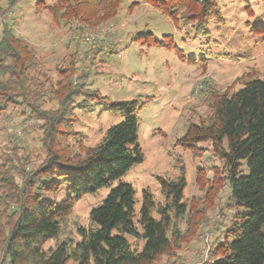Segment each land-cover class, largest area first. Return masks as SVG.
Wrapping results in <instances>:
<instances>
[{
  "label": "trees",
  "instance_id": "trees-1",
  "mask_svg": "<svg viewBox=\"0 0 264 264\" xmlns=\"http://www.w3.org/2000/svg\"><path fill=\"white\" fill-rule=\"evenodd\" d=\"M5 1L6 8L0 5V15L18 2ZM122 2L56 0L50 5L38 1L36 6L48 12L51 24H62L68 29L69 43L77 49L84 33L96 32L117 17ZM142 2L172 21L191 26L197 36L208 35L210 20L223 24L215 0ZM137 5L130 3L127 12ZM246 27L264 44V26L247 23ZM135 40H142L141 44L148 47L172 50L182 62L196 64L174 45L172 35L157 39L148 33ZM96 46L88 58L85 54L78 58L76 51L64 56L54 68V80L50 70L45 69L43 58L13 31V25H2L0 114L10 108L19 109L23 118L39 120L37 129L41 131L44 155L36 165L13 148L12 156H0V264H157L163 258H173L185 238L178 229V219L191 210L194 220L186 234L194 237L202 226L209 205L194 209V198L183 202V167L175 179L156 178L164 196L162 203H156L150 191H142L141 207L134 219V192L122 178L130 168L143 162L137 114L150 100L136 98L113 103L98 90L88 88L86 80L92 71L91 65L85 64L104 51L103 45ZM235 82L241 88L233 94L231 88L221 91L207 83L202 95L207 116L197 122L188 121L183 136L175 141V146L194 156H199L198 144L210 142L214 156L223 161L225 175L219 182L221 178L214 170L205 198L212 203L213 189L227 183L232 206L250 210L211 244V261L204 264H264V72L260 76L246 74ZM47 103L51 107L46 108ZM91 105L107 107L121 121L109 127L95 146L88 147L74 127L78 122L76 110L89 111ZM244 165L247 175L241 173ZM103 188L109 191L90 210V226L77 228L79 240H63L45 249L59 234L75 202ZM126 235L144 240L140 252L130 249Z\"/></svg>",
  "mask_w": 264,
  "mask_h": 264
},
{
  "label": "rangeland",
  "instance_id": "rangeland-1",
  "mask_svg": "<svg viewBox=\"0 0 264 264\" xmlns=\"http://www.w3.org/2000/svg\"><path fill=\"white\" fill-rule=\"evenodd\" d=\"M38 1L50 5L56 0H18L5 15H0V33L3 23L12 24L13 31L43 58L44 67L50 70L54 80L57 79L54 68L64 56L76 51L78 58L84 54L88 58L92 48L103 45L101 55L96 54L95 59L85 64L91 65L92 71L86 80L87 87L98 90L113 103L136 98L150 100L137 114L143 162L130 168L122 178L134 192V219L139 214L142 191H150L156 203H162L164 196L156 178L175 179L183 167L186 180L183 202L194 198L191 203L194 209H206L208 205L209 209L195 237L186 234L190 221L194 220L191 210L177 220L178 229L185 238L181 239L173 258H163L157 264L210 263L211 244L220 240L232 222L248 215L250 210L232 206L227 183L220 188L214 186L212 203L205 198L214 170L221 178L219 182L225 175L223 161L214 156L210 142L198 144L199 156H194L189 150L175 146V141L183 136L188 121L197 122L207 116L202 96L207 83L221 91L231 88L230 94H233L241 88L236 80L246 74L260 76L264 72V44L246 27L247 23L252 27L264 26V0H215L223 24L210 20L208 35L200 36L191 26L172 21L142 0H123L117 17L96 32L84 33L77 49L74 43H69L68 29L62 24H51L48 12L36 6ZM133 2L138 5L127 12ZM0 5L6 8V1L0 0ZM148 33L157 39L172 35L174 45L196 64L182 62L172 50L148 47L141 44L142 40L133 41L138 35ZM48 107L50 103L46 104ZM18 110L10 108L0 114V156H12L10 150L13 148L20 157H29L36 165L44 155L40 147L41 131L37 129L41 122L34 117L23 118ZM76 116L78 122L74 131L80 133V139L88 147L95 146L109 127L121 121L119 115L111 114L101 105H94L89 111L76 110ZM241 173H249L247 166L241 168ZM108 191L103 188L76 201L59 234L45 245V249L67 239L78 241L77 228L90 226V210L102 202ZM63 196L60 195L57 203ZM152 215L157 218L154 211ZM126 239L131 250H142L143 239L130 235H126Z\"/></svg>",
  "mask_w": 264,
  "mask_h": 264
}]
</instances>
